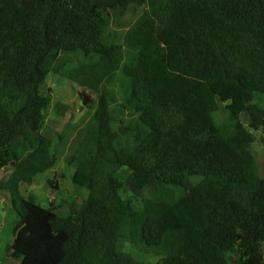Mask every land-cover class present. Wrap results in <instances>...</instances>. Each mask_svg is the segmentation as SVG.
<instances>
[{"label": "trees", "instance_id": "trees-1", "mask_svg": "<svg viewBox=\"0 0 264 264\" xmlns=\"http://www.w3.org/2000/svg\"><path fill=\"white\" fill-rule=\"evenodd\" d=\"M125 13L127 30L112 39L111 17ZM75 52L89 61L65 75L96 104L66 158L87 195L61 216L20 185L58 158L60 137L41 132L50 98L40 86L60 53ZM115 71L132 143L114 130L102 92ZM256 94L264 0H0V170L12 168L0 191L17 218L0 264H147L128 243L160 255L154 264H264V179L247 150L251 129L264 130ZM217 100L233 117L246 114L250 128L216 126Z\"/></svg>", "mask_w": 264, "mask_h": 264}, {"label": "rangeland", "instance_id": "rangeland-1", "mask_svg": "<svg viewBox=\"0 0 264 264\" xmlns=\"http://www.w3.org/2000/svg\"><path fill=\"white\" fill-rule=\"evenodd\" d=\"M130 18V14L125 13L111 17V23L107 32L112 39L122 40L127 27L123 24L125 19ZM80 52L60 53L57 71L48 72L44 82L40 86L42 94L50 98L49 106L46 110L45 122L42 127V134L57 139L60 137V147L58 158L55 164L35 176L30 184L22 183L20 191L25 198L31 199L35 203L49 207L52 205L55 212L65 216L69 212L72 204L82 202L87 195V190L73 183V167L69 166L66 158L71 155L82 140L86 125L96 104L95 93L77 82L68 78L66 71L86 63ZM123 78L119 71L111 73L102 83V92L108 99L109 109L112 115V126L118 133L122 143H132V125L128 116V110L124 106V93L122 89ZM84 96L91 102L85 104ZM251 104L264 108V94H256ZM212 118L216 126L227 124L233 126L237 122L250 128V119L246 114H241L238 118L233 117L225 107V103L217 100V109L212 113ZM254 136L252 142L247 145V150L251 153L256 165V174L264 179V130L262 128L251 129ZM11 167L7 166L0 170V181L4 180ZM128 169L123 167L117 172L118 178L125 182ZM198 179H195L197 182ZM178 193L180 189L173 187ZM151 188L146 189L144 194H150ZM121 194L124 198L131 196V193L124 183ZM136 208H140V198L131 199ZM16 216L10 209L9 200L0 191V257L3 256L4 247L12 238L13 226ZM124 250L129 252L135 259L147 264H154L160 259V255L153 252L143 253L138 251L133 244H125ZM7 264H15L11 258H6Z\"/></svg>", "mask_w": 264, "mask_h": 264}]
</instances>
